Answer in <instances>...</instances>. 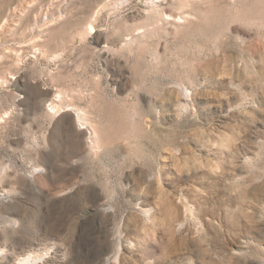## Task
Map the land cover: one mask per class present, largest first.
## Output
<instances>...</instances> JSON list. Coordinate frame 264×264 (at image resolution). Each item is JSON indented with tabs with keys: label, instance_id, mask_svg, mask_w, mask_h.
Here are the masks:
<instances>
[{
	"label": "rangeland",
	"instance_id": "rangeland-1",
	"mask_svg": "<svg viewBox=\"0 0 264 264\" xmlns=\"http://www.w3.org/2000/svg\"><path fill=\"white\" fill-rule=\"evenodd\" d=\"M30 256L264 264V0H0V264Z\"/></svg>",
	"mask_w": 264,
	"mask_h": 264
},
{
	"label": "bare ground",
	"instance_id": "bare-ground-1",
	"mask_svg": "<svg viewBox=\"0 0 264 264\" xmlns=\"http://www.w3.org/2000/svg\"><path fill=\"white\" fill-rule=\"evenodd\" d=\"M92 29L94 30L95 28L94 27H92ZM7 73V72H6ZM52 108V110L53 111H56L57 113H64L65 111H64V109L61 107V106H59V105H56V106H53V107H51ZM74 114H76V116H77V119H78V122L80 123V126H81V128H84L83 127V124H82V120H81V115L82 114H80L77 110H76V112H74ZM73 114V115H74ZM84 121V120H83ZM82 130V129H81ZM94 140V139H93ZM118 248H117V250H118V254H119V252L122 250V242L121 241H119L118 242ZM38 261H39V259L38 258H34V257H32V256H30V257H26V258H21V259H19L17 262H15V264H37L38 263ZM115 261L117 262V263H119V256L118 257H116L115 258ZM41 264V263H40Z\"/></svg>",
	"mask_w": 264,
	"mask_h": 264
}]
</instances>
